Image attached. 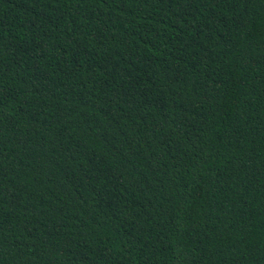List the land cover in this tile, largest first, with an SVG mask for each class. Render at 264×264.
I'll return each instance as SVG.
<instances>
[{"label":"trees","instance_id":"1","mask_svg":"<svg viewBox=\"0 0 264 264\" xmlns=\"http://www.w3.org/2000/svg\"><path fill=\"white\" fill-rule=\"evenodd\" d=\"M0 264H264V0H0Z\"/></svg>","mask_w":264,"mask_h":264}]
</instances>
